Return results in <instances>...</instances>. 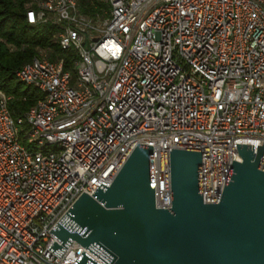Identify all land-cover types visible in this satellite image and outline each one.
<instances>
[{
	"label": "built area",
	"instance_id": "obj_1",
	"mask_svg": "<svg viewBox=\"0 0 264 264\" xmlns=\"http://www.w3.org/2000/svg\"><path fill=\"white\" fill-rule=\"evenodd\" d=\"M107 1L98 18L78 0L25 4L71 58L65 69L41 49L14 70L41 93L18 117L0 88V264H73L82 251L105 264L75 240L56 256L49 231L137 144L152 146L155 205L169 208L171 149L200 152L202 200L216 203L236 144L264 142V0Z\"/></svg>",
	"mask_w": 264,
	"mask_h": 264
},
{
	"label": "water",
	"instance_id": "obj_2",
	"mask_svg": "<svg viewBox=\"0 0 264 264\" xmlns=\"http://www.w3.org/2000/svg\"><path fill=\"white\" fill-rule=\"evenodd\" d=\"M236 144L216 203L202 200L201 155L169 151V208L154 200L152 146L137 144L109 186L82 193L49 231L60 256L75 240L105 264H264V150ZM97 264L83 251L73 264Z\"/></svg>",
	"mask_w": 264,
	"mask_h": 264
},
{
	"label": "trees",
	"instance_id": "obj_3",
	"mask_svg": "<svg viewBox=\"0 0 264 264\" xmlns=\"http://www.w3.org/2000/svg\"><path fill=\"white\" fill-rule=\"evenodd\" d=\"M28 1L0 0V88L10 96L8 108L13 117L22 115L41 97L35 87L16 80L14 70L41 49L47 50L50 58L63 57L65 69L71 58V52L61 49L54 36L58 26L26 21ZM108 7L107 0H78L80 12L88 17H104Z\"/></svg>",
	"mask_w": 264,
	"mask_h": 264
},
{
	"label": "rangeland",
	"instance_id": "obj_4",
	"mask_svg": "<svg viewBox=\"0 0 264 264\" xmlns=\"http://www.w3.org/2000/svg\"><path fill=\"white\" fill-rule=\"evenodd\" d=\"M22 127L25 129V131L27 130L26 124H23Z\"/></svg>",
	"mask_w": 264,
	"mask_h": 264
}]
</instances>
